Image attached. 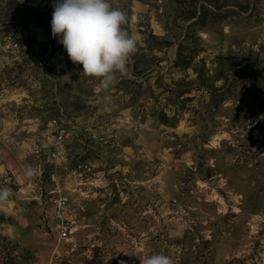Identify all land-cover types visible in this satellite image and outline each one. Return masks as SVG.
I'll list each match as a JSON object with an SVG mask.
<instances>
[{
  "label": "rangeland",
  "instance_id": "rangeland-1",
  "mask_svg": "<svg viewBox=\"0 0 264 264\" xmlns=\"http://www.w3.org/2000/svg\"><path fill=\"white\" fill-rule=\"evenodd\" d=\"M55 2L0 0V264H264V0H109L140 40L107 91Z\"/></svg>",
  "mask_w": 264,
  "mask_h": 264
},
{
  "label": "clouds",
  "instance_id": "clouds-1",
  "mask_svg": "<svg viewBox=\"0 0 264 264\" xmlns=\"http://www.w3.org/2000/svg\"><path fill=\"white\" fill-rule=\"evenodd\" d=\"M23 3V0H20ZM51 33L62 44L69 59L82 65L83 74L99 81L109 90L131 75L132 57L138 51L140 37L127 31L125 10L113 7L109 0H56ZM65 82H71L68 76ZM11 189L0 186V206L8 203ZM140 264H174L163 252L145 255Z\"/></svg>",
  "mask_w": 264,
  "mask_h": 264
},
{
  "label": "built area",
  "instance_id": "built-area-1",
  "mask_svg": "<svg viewBox=\"0 0 264 264\" xmlns=\"http://www.w3.org/2000/svg\"><path fill=\"white\" fill-rule=\"evenodd\" d=\"M58 125V120L57 119H54L52 122H51V129H49V137H53L56 141L59 142V144L63 143L64 142V136L62 134V132H58L56 133L55 132V128L57 127ZM68 197L66 196H61L58 200H57V203H56V218H61L62 219V225L60 226V236L63 238V239H66L69 237L70 235V228L68 226V224L66 223L65 221V214L67 213V209H68Z\"/></svg>",
  "mask_w": 264,
  "mask_h": 264
},
{
  "label": "water",
  "instance_id": "water-1",
  "mask_svg": "<svg viewBox=\"0 0 264 264\" xmlns=\"http://www.w3.org/2000/svg\"><path fill=\"white\" fill-rule=\"evenodd\" d=\"M57 224H58V225L62 224V219H61V218H58V219H57Z\"/></svg>",
  "mask_w": 264,
  "mask_h": 264
}]
</instances>
